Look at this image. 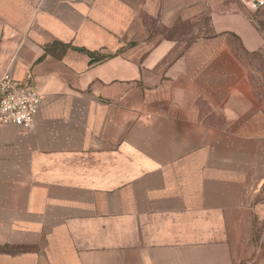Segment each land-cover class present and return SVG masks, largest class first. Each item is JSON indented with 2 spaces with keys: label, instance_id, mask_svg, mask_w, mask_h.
Segmentation results:
<instances>
[{
  "label": "crops",
  "instance_id": "0c3cea01",
  "mask_svg": "<svg viewBox=\"0 0 264 264\" xmlns=\"http://www.w3.org/2000/svg\"><path fill=\"white\" fill-rule=\"evenodd\" d=\"M0 264H264V6L0 0Z\"/></svg>",
  "mask_w": 264,
  "mask_h": 264
},
{
  "label": "built area",
  "instance_id": "2783aa9c",
  "mask_svg": "<svg viewBox=\"0 0 264 264\" xmlns=\"http://www.w3.org/2000/svg\"><path fill=\"white\" fill-rule=\"evenodd\" d=\"M242 1L255 10L264 6V0ZM41 104L42 95L34 87L31 75L25 79H18L10 72L0 75V126L31 128Z\"/></svg>",
  "mask_w": 264,
  "mask_h": 264
}]
</instances>
